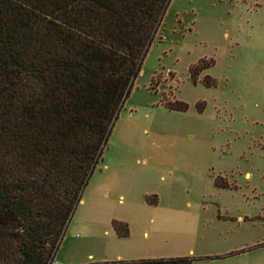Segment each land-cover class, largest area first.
Returning a JSON list of instances; mask_svg holds the SVG:
<instances>
[{
  "label": "rangeland",
  "instance_id": "1",
  "mask_svg": "<svg viewBox=\"0 0 264 264\" xmlns=\"http://www.w3.org/2000/svg\"><path fill=\"white\" fill-rule=\"evenodd\" d=\"M183 255L264 264V0H168L53 259Z\"/></svg>",
  "mask_w": 264,
  "mask_h": 264
},
{
  "label": "trees",
  "instance_id": "2",
  "mask_svg": "<svg viewBox=\"0 0 264 264\" xmlns=\"http://www.w3.org/2000/svg\"><path fill=\"white\" fill-rule=\"evenodd\" d=\"M167 2L0 0V264L54 260ZM201 62L188 68L193 82L210 63ZM202 81L212 83L208 76ZM174 103L165 102L169 109H186L183 101ZM111 224L117 236H126L124 223Z\"/></svg>",
  "mask_w": 264,
  "mask_h": 264
},
{
  "label": "built area",
  "instance_id": "3",
  "mask_svg": "<svg viewBox=\"0 0 264 264\" xmlns=\"http://www.w3.org/2000/svg\"><path fill=\"white\" fill-rule=\"evenodd\" d=\"M50 264H56V262L53 260V261H50Z\"/></svg>",
  "mask_w": 264,
  "mask_h": 264
},
{
  "label": "crops",
  "instance_id": "4",
  "mask_svg": "<svg viewBox=\"0 0 264 264\" xmlns=\"http://www.w3.org/2000/svg\"><path fill=\"white\" fill-rule=\"evenodd\" d=\"M118 256V255H117Z\"/></svg>",
  "mask_w": 264,
  "mask_h": 264
}]
</instances>
